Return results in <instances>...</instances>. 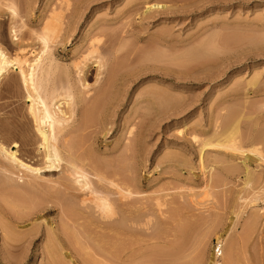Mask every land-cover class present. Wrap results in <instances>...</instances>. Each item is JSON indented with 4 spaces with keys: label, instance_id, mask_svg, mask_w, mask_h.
I'll return each instance as SVG.
<instances>
[{
    "label": "rangeland",
    "instance_id": "obj_1",
    "mask_svg": "<svg viewBox=\"0 0 264 264\" xmlns=\"http://www.w3.org/2000/svg\"><path fill=\"white\" fill-rule=\"evenodd\" d=\"M94 48L108 69L118 51L119 66L108 106L80 132L103 87L95 59L79 83ZM0 49L47 51L50 87L68 85L67 69L76 110L57 128L61 165L46 170L18 72L0 84V143L42 169L0 153L13 184L0 186V264H264V163L202 152L233 123L247 151L264 138V0H0ZM103 223L127 230L125 247L89 236Z\"/></svg>",
    "mask_w": 264,
    "mask_h": 264
},
{
    "label": "bare ground",
    "instance_id": "obj_2",
    "mask_svg": "<svg viewBox=\"0 0 264 264\" xmlns=\"http://www.w3.org/2000/svg\"><path fill=\"white\" fill-rule=\"evenodd\" d=\"M16 12H12V16L15 17ZM50 32V27L46 29ZM15 36H17V31H14ZM15 41H18L16 38ZM44 43L46 44V39L43 38ZM36 55L35 58L31 61L27 59L23 54H17L15 57L10 56L0 49V84L6 80L9 74L14 71L18 72L19 78L22 82V85L26 91V100L29 105V115L35 122L36 131L40 136V146L39 151L43 150V164L46 170H56L59 169L62 159L60 157V149L57 145L58 135L60 131H57V128H62L61 132L65 129V125L68 123L69 119H72L76 116L75 110V93H73V86L70 84L71 74L68 73L67 69H62V75L67 79L68 85L61 90L51 89L50 80L56 72L54 71L53 66L44 65V54ZM97 53L96 48H94L90 53L89 59L84 66L77 72L79 76V83L82 87L86 88L87 77L89 73L90 65L88 62H91L95 59ZM35 52L33 53V55ZM118 51L113 54V61L111 68L108 69V65L102 62L101 59H95L93 66L98 68L97 77L101 79L102 89L97 93L96 98L86 99L84 101L83 113H82V123L79 128L80 132H84L88 129L89 125L96 116L104 110L110 101V93L113 88V83L116 79L118 72V61L117 59ZM107 75L104 78V76ZM240 128L238 123H233L231 127L226 130L219 138H217L216 143H206L202 148V152L208 148L213 147L215 149L222 150L226 153H231L233 155H239L241 157L248 158L246 153L250 152L256 155L260 162L264 163V145L263 137H255V140L252 144V150H245L244 146L241 144L240 140ZM68 152H72L71 147H66ZM0 153L1 155L8 159L9 161L15 163L17 167L25 169L26 171L32 173L41 174L42 169H35L32 166H29L24 161L18 158V144L13 143L10 146H6L0 143ZM250 158V157H249ZM248 158V159H249ZM110 168H113V165H108ZM3 169V168H1ZM249 167H246L247 177L245 186L250 187L252 183V173L249 170ZM235 171L234 169H231ZM4 173L0 175V186L2 188L13 186L12 180L7 177V173H10L9 170L3 169ZM83 173V174H82ZM79 174V172H78ZM104 176V175H103ZM115 176H120L115 173ZM88 177L84 172H81V178L79 179V184L83 186H89L87 182ZM264 192V191H263ZM261 193L254 192L252 200H250V205L254 206L256 201L261 197ZM248 200V199H247ZM109 215V214H108ZM107 215V216H108ZM237 216H240V213H237ZM92 226H95L94 223H91ZM95 230V231H94ZM108 230V231H107ZM94 231V232H93ZM107 231L108 233H104ZM52 240L56 243L59 242L58 235L55 234L54 230H50ZM92 232V233H91ZM116 232L115 235H111ZM95 236V241L112 242L120 246L125 247L127 244L128 232L123 228L116 229L113 224L103 223L95 227V229L89 231V236ZM216 244L219 247L218 255L220 257L224 256L222 242L220 239H216ZM109 252V251H108ZM107 252V253H108ZM72 264H75L72 259L70 260ZM128 260H124V257H121L120 264H126ZM231 258L224 256L222 263L215 262L214 264H235Z\"/></svg>",
    "mask_w": 264,
    "mask_h": 264
}]
</instances>
